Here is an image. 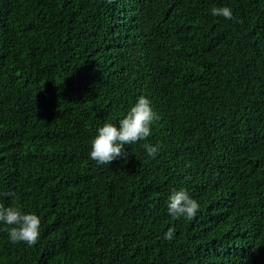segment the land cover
<instances>
[{
  "label": "trees",
  "instance_id": "16d2710c",
  "mask_svg": "<svg viewBox=\"0 0 264 264\" xmlns=\"http://www.w3.org/2000/svg\"><path fill=\"white\" fill-rule=\"evenodd\" d=\"M140 96L151 136L98 165ZM0 204L41 219L0 264H264V0H0Z\"/></svg>",
  "mask_w": 264,
  "mask_h": 264
},
{
  "label": "clouds",
  "instance_id": "9594fccd",
  "mask_svg": "<svg viewBox=\"0 0 264 264\" xmlns=\"http://www.w3.org/2000/svg\"><path fill=\"white\" fill-rule=\"evenodd\" d=\"M211 14L214 17L228 20L234 18L229 7L214 6L211 9ZM158 119L159 116L153 110L151 101L140 96L125 117L119 120L118 126L113 123H105L98 129L97 135L91 141L90 158L98 165H110L119 159L127 160L128 152L125 146L147 141L152 134V125ZM143 148L152 158H155L160 151L159 144L154 146L145 142ZM5 195L14 198L16 193L9 191ZM167 207L168 214L173 219L184 217L189 220L193 219L200 209L198 201L191 198L184 189L173 191ZM0 224L5 226L3 230L7 232L8 239L12 244L23 242L31 247L39 241L41 219L34 213H25L18 206L5 207L0 204ZM173 232L174 229H169L164 239L171 240Z\"/></svg>",
  "mask_w": 264,
  "mask_h": 264
}]
</instances>
